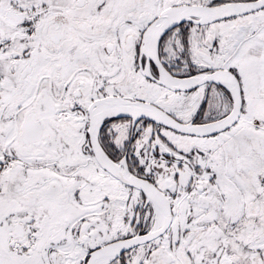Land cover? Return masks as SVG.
<instances>
[{
  "label": "snow or ice",
  "instance_id": "obj_1",
  "mask_svg": "<svg viewBox=\"0 0 264 264\" xmlns=\"http://www.w3.org/2000/svg\"><path fill=\"white\" fill-rule=\"evenodd\" d=\"M0 264H264V0H0Z\"/></svg>",
  "mask_w": 264,
  "mask_h": 264
}]
</instances>
